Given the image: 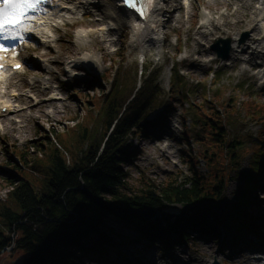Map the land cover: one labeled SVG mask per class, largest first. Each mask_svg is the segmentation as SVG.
<instances>
[{"label": "rangeland", "instance_id": "1", "mask_svg": "<svg viewBox=\"0 0 264 264\" xmlns=\"http://www.w3.org/2000/svg\"><path fill=\"white\" fill-rule=\"evenodd\" d=\"M188 1L183 6L177 0L160 1L163 10L160 41H150L142 49L133 40L127 24L121 27L117 22L115 30L105 33L110 15L97 5L84 6L83 11H88L89 15L82 18L76 15L78 23L74 26L58 25V39L47 45L51 50L34 41H28V46L38 48L34 52L15 47L17 57L26 63L21 74L10 78L6 91L17 89L24 93L21 99L27 100V107L0 120V170L10 158L19 166V173L35 190H40L47 176L48 155L53 147L64 152L66 160H72L82 146V127L98 136V126H94L97 109L102 95L108 94L115 83L113 78L120 65L121 70H128L135 78L136 89L148 73L156 76L155 83L162 89L161 101L147 115V119L156 123L150 130L151 136L138 134L129 140L137 152L128 168L132 185L139 184L141 172L157 185L173 179L180 182L191 175L193 167L199 174L212 179L215 169L205 161L203 153L208 149L214 154L218 149L201 145L202 142L210 143L205 124L212 112L219 115L231 140L245 146L241 169L250 171V156L257 145L249 143L248 137L258 144L264 140L261 133L264 125V57H257L264 51V0ZM95 19L103 21L88 29L93 30L92 34L82 43L77 41L75 26L91 27L90 22ZM218 39L229 41L225 59L218 57L211 48ZM232 39H235L234 43ZM219 46L225 51V45L219 43ZM117 49L121 54L115 55ZM48 50V56L53 60L48 62L54 70L35 58ZM86 53L93 56L94 70L78 65V73L84 76L80 80L62 73L60 67H64L67 59L76 62ZM57 59L62 65L55 63ZM142 70L146 73L140 78ZM174 71L180 76L179 80H173ZM29 81L34 83L33 88L29 87ZM172 81L178 83L170 94ZM50 93H54L53 96ZM247 108H254L255 114ZM15 120L20 122L15 124ZM44 136L50 143L43 146L44 153H40L34 145L43 142ZM21 157H25L26 162ZM222 172L226 177L220 200L206 205L170 204L163 208L167 217L181 213L196 221L206 219L220 233V238L188 231V240L179 244L172 241V246L162 250L157 242L138 239L134 229L110 218L107 226L113 228L114 234L104 255L107 260L102 262L96 255H88L77 259V264H119L110 260L114 249L125 254V260L119 258L124 264H211L214 258L219 264H264L254 258L256 255L248 248L237 247L239 228L219 217L237 205L241 184L235 172L226 168H222ZM263 178L264 175L259 180L262 182ZM11 190L12 186L0 172V210H17L9 196ZM254 193L251 196L255 199L249 208H245L246 214L262 224L264 187L259 185ZM170 238L177 240L178 235L172 233ZM23 257L22 251L8 249L0 254V264H18Z\"/></svg>", "mask_w": 264, "mask_h": 264}, {"label": "trees", "instance_id": "2", "mask_svg": "<svg viewBox=\"0 0 264 264\" xmlns=\"http://www.w3.org/2000/svg\"><path fill=\"white\" fill-rule=\"evenodd\" d=\"M120 68L119 65L113 78L115 83L108 94L102 95L97 109L94 126H98V136L82 127V146L72 160H66L64 152L57 146L53 147L48 155L47 176L40 190H35L19 173L17 163L11 162L10 158L5 161L7 167L4 165L0 172L12 186L9 196L17 210H0V254L8 249L22 251L24 257L18 264H77V259L88 255H96L100 261H106V248L114 234L113 228L107 226L110 218L134 229L138 239L157 242L163 250L172 246V241L179 244L188 240V231L220 238V233L206 219L196 221L181 213L167 217L168 213L163 208L170 204L206 205L220 200L226 177L222 168L239 175L241 184L235 209L231 208L226 215L219 217L237 229L258 231L256 219L246 214L245 208L251 206L255 199L251 194L262 184L259 178L264 175V140L258 144L251 136L248 137V142L257 146L253 147L250 156V171L242 170L245 146L231 140L219 115L213 112L205 124L210 143L201 144L218 149L215 155L208 149L203 153L205 161L215 169L212 179L199 174L193 165L191 175L180 182L173 179L157 185L143 172L138 185L129 182L128 168L137 153L129 140L138 134L151 136L150 130L156 123L147 119V115L161 101L162 89L155 83L156 76L152 73H148L136 89L135 78L129 75L128 70ZM145 73L142 70L140 78ZM217 75L218 72L215 77ZM172 76L174 81L180 78L176 71ZM177 83L172 81L170 84V94ZM251 109L254 113L255 109ZM263 131L264 125L261 133ZM44 137L43 142L34 145L40 153H44L43 146L50 143V139ZM21 159L26 162L25 157ZM143 207L161 210V226L142 221L132 212ZM172 233L178 235L177 240L170 238ZM113 252L125 259L120 250L114 249Z\"/></svg>", "mask_w": 264, "mask_h": 264}, {"label": "bare ground", "instance_id": "3", "mask_svg": "<svg viewBox=\"0 0 264 264\" xmlns=\"http://www.w3.org/2000/svg\"><path fill=\"white\" fill-rule=\"evenodd\" d=\"M161 0H152L151 6H146V10H144V15L137 14L133 12L132 10H128L124 8L119 0H94V2L101 7L102 9L106 10L109 15H111V20L118 22L121 24V27L127 24L131 31H132V38L133 40L139 45V47L142 49V47L149 43L150 41L158 42L160 41V28H161V22H162V16H163V10L159 6ZM146 2V0H145ZM167 2H170V0H167ZM148 2H146V5ZM88 5L86 3V0H61L58 4L53 5L50 12L46 14V17L43 18L45 21L42 25V27H46L49 15L52 14L54 16L60 17L64 14H77L80 13L82 8L84 6ZM96 21H92L90 24H95ZM36 28H40L41 25L35 26ZM90 33L87 29L80 28L76 32V39L77 41L81 42L84 41L85 38H87ZM88 35V36H87ZM233 43L235 39H232ZM82 43V42H81ZM244 51V50H241ZM53 53V51H51ZM50 54L49 50L44 53L42 57H46ZM264 57V51L263 53H260V56L257 57ZM93 56L91 54H84L80 57L79 60H77L75 63L77 65L85 66L89 70L95 69V62L92 58ZM56 64H60L61 60L57 59L55 60ZM33 74V73H32ZM37 75V74H34ZM0 79H4V75H0ZM34 86H32L33 88ZM0 86V90H1ZM7 100L1 101L0 104H7ZM9 108L11 107L10 104L7 105ZM264 134V131L262 133V136ZM254 139V138H253ZM255 140V139H254ZM233 255L230 256V258Z\"/></svg>", "mask_w": 264, "mask_h": 264}, {"label": "snow or ice", "instance_id": "4", "mask_svg": "<svg viewBox=\"0 0 264 264\" xmlns=\"http://www.w3.org/2000/svg\"><path fill=\"white\" fill-rule=\"evenodd\" d=\"M46 0H0V41H16L23 43L25 33L30 31L29 21L32 17L29 13L41 10L40 6ZM124 4L133 9L141 16L144 15V7L151 6V0L147 5L140 3L139 0H123ZM13 44L11 47H17ZM8 48L4 43H0V51H7ZM2 59V58H0ZM19 69L20 64L13 65ZM4 68V64L0 63V69Z\"/></svg>", "mask_w": 264, "mask_h": 264}, {"label": "water", "instance_id": "5", "mask_svg": "<svg viewBox=\"0 0 264 264\" xmlns=\"http://www.w3.org/2000/svg\"><path fill=\"white\" fill-rule=\"evenodd\" d=\"M228 40L227 39H218L216 40L211 48L216 52L217 56L221 59H225L228 50ZM219 43H222L225 45V51H222L221 47L219 46ZM137 218H139L142 221H146L149 223H152L155 226L161 225V218H160V212L161 210L159 208H149V207H143L141 209H136L132 211ZM211 264H219L218 261L214 258Z\"/></svg>", "mask_w": 264, "mask_h": 264}]
</instances>
